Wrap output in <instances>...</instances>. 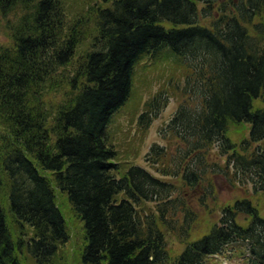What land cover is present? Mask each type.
Wrapping results in <instances>:
<instances>
[{"label": "trees", "instance_id": "1", "mask_svg": "<svg viewBox=\"0 0 264 264\" xmlns=\"http://www.w3.org/2000/svg\"><path fill=\"white\" fill-rule=\"evenodd\" d=\"M0 33V264H58L71 221L82 228L79 264H206L233 254L264 264V215L251 200L224 206L189 241L196 219L182 195L202 183L197 160L215 144L227 168L264 194V107L254 105L264 101V0H0ZM166 53L191 70V104L167 127L164 137L184 148L158 177L118 163L109 131L139 66ZM166 104L148 101L142 124ZM242 123L249 136L237 145L229 131ZM167 153L155 144L147 161ZM166 232L185 243L176 256Z\"/></svg>", "mask_w": 264, "mask_h": 264}, {"label": "rangeland", "instance_id": "2", "mask_svg": "<svg viewBox=\"0 0 264 264\" xmlns=\"http://www.w3.org/2000/svg\"><path fill=\"white\" fill-rule=\"evenodd\" d=\"M5 42L6 36L0 33V45ZM158 60L148 59L139 66L133 95L127 105L114 117L109 138L118 151V163L124 167L130 166V164L144 167L159 177L164 168L167 170L169 167H175V162L171 161L178 160L176 150L179 147L184 148L179 142L177 143L176 138L171 137V134L166 135V138L164 135L171 119L182 104H191L187 101L188 95L185 89L186 80L190 77L189 71L191 70L186 72L185 67L178 66L169 53L160 55ZM158 95L166 97L168 104L161 109L151 124L145 127L140 121V117L145 113L146 103ZM254 105L262 108L264 101L256 100ZM243 124H234L230 128L229 136L237 145H240L249 135L250 125ZM155 144L167 146L168 153L162 162L148 163V154ZM223 156L218 144L210 147L205 156H200L197 160L198 168L202 167L205 171L202 183L196 189H184L182 195L189 203L196 219L189 241L206 234L218 222L222 208L240 198L251 200L258 207L261 215H264V194L255 195L250 183L241 180L231 167L227 168ZM164 179L179 181L180 177H164ZM60 202L63 204L64 200L60 199ZM64 211L67 215L65 207ZM182 217L183 215L180 214V218ZM68 219L71 220L69 216ZM69 229L71 239L58 254V264H79L78 252L82 242L81 224L78 221H71ZM166 236L170 254L176 256L181 253L185 243H182L171 233L166 232ZM206 264L244 263L239 255L233 254L210 258Z\"/></svg>", "mask_w": 264, "mask_h": 264}]
</instances>
